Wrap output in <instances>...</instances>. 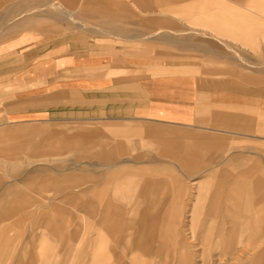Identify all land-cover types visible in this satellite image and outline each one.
<instances>
[{
  "label": "crops",
  "instance_id": "obj_1",
  "mask_svg": "<svg viewBox=\"0 0 264 264\" xmlns=\"http://www.w3.org/2000/svg\"><path fill=\"white\" fill-rule=\"evenodd\" d=\"M6 1L0 0V8L6 3L0 15L12 17V22L19 20L16 27L32 24L40 17L63 19L70 16L75 20V11L68 8L77 4L97 14L102 11L115 16L109 9L112 4L120 3L117 0H14L8 5L13 0ZM35 1L48 7L37 15H32L34 11L27 12L22 15L26 18L20 21L23 17L16 16L13 8L20 7L23 12ZM134 2L142 8L141 13L186 18L208 25L212 32L204 33L206 35L224 32L242 41L248 39L244 21L233 24L232 10L241 18L257 13L251 12V2L246 0ZM150 23L172 26L174 21L155 17ZM38 26L52 30L46 22ZM41 47L25 38L0 45V125L99 118L137 120L151 126L145 134L162 136L179 148L176 149L177 158L184 168L189 167L188 171L192 162L198 160L224 161L222 168L209 169L206 182L198 184H187L177 174L161 175L163 171L155 166L133 169L112 161L99 164L97 176L67 174L56 177L35 168L33 172L42 184L60 183L62 188L66 184L80 187L78 185L87 183L79 191L69 192L67 198H84V208L99 215L91 235L78 228H44L45 233L38 240L49 242L54 251V244L61 243L58 255L64 260L60 264H264V171L258 172L245 163L243 157L224 160L223 156L206 153L217 139L213 137L212 142H204L198 133L195 136L190 131L180 130L195 119L196 89L190 78L176 75L136 79L133 73L121 72L102 57L73 53L71 48L65 47ZM235 75L248 83L246 75ZM45 129L39 126L0 129V141H5L0 152L16 151L10 148L13 144H21V141L29 144L33 141L30 135L39 136ZM144 130L140 124L126 122L123 128H111V133L131 136L132 133L142 134ZM177 136H195L196 140L172 139ZM70 142L73 143V139ZM109 151L105 149L101 159H109ZM207 182L212 185L204 184ZM18 192L21 190L12 183L2 188L0 218L10 214L5 210L18 208L8 202L10 198H18ZM194 195L198 198L201 195L202 202L198 204ZM188 201H192V221L198 220L196 226L181 220ZM197 207L201 208L199 216ZM50 208L49 215L54 220L65 219L60 204L53 202ZM185 231L190 240L185 238ZM8 248V242L0 243V264ZM44 255L43 249L33 254L25 245L15 264H47ZM75 257L77 260L73 262Z\"/></svg>",
  "mask_w": 264,
  "mask_h": 264
},
{
  "label": "rangeland",
  "instance_id": "obj_2",
  "mask_svg": "<svg viewBox=\"0 0 264 264\" xmlns=\"http://www.w3.org/2000/svg\"><path fill=\"white\" fill-rule=\"evenodd\" d=\"M117 1L119 5L112 4L109 9L115 16L102 11L97 14L77 4L68 8L75 11L77 20H72L70 16L63 19L40 17L32 24L20 27H16L19 20L12 22V17L2 18L1 14L0 45L25 38L39 43L42 49L49 46L65 47L71 48L73 53L102 57L105 62L119 67L121 72L133 73L136 79L176 75L188 77L196 89L195 119L191 125L181 127L180 130L190 131L193 135L198 133L204 142L217 139L213 140L216 144H210L206 153L223 156L224 160L243 157V161L254 166L258 172L264 171V24L256 23L257 20H264L261 0H246L251 2V12L257 13H248L244 18L236 17L232 10L233 21L256 20L257 25L251 24L257 29L247 33L246 41L235 39L224 32L206 35L204 33L212 32L208 26L164 13H141L142 8L134 0ZM13 3L14 0L8 5ZM5 5L0 8V13ZM47 7L35 1L24 8L23 12L20 7L13 9L16 16L23 17L27 12L34 11L32 15L43 13ZM155 17L169 18L174 24L167 26L150 23ZM38 20L48 23L52 30L41 29ZM150 34L155 35L148 37ZM235 73L246 75L244 77L248 83L239 80ZM126 122L142 125L144 133H132L131 136L111 133V128H123ZM36 126L46 129L39 136L30 135L33 140L31 143L21 141V144L10 147L16 151L0 152V191L10 183L21 190L18 198L8 199L11 205L18 208L5 210L10 214L0 218V243L5 241L9 244L2 264H15L21 247L25 245L33 254L43 249L47 264H60L64 260L63 256L58 255L61 243L54 244V251L49 242L40 243L38 240L45 233V227L78 228L83 233L89 232V235L94 233L99 215L84 208V198H67L69 192H77L79 188L86 187L87 183L77 184L80 187L66 184L62 188L59 187L60 183L42 184L33 172L35 168L56 177L67 174L97 176V166L112 161L133 169L155 166L163 171L161 175L177 174L187 184H198L206 180L209 169L224 166V161L210 162L202 159L192 162V171H188L189 167L184 168L183 162L177 158L179 153L176 149L179 148L166 142L162 136L145 134L151 126L137 120L99 118L9 123L0 125V129L6 131ZM195 136H177L172 139L191 142L196 140ZM72 139L73 143L70 142ZM4 142L0 141V147H4ZM105 149L110 150L109 159H101ZM204 184L212 185L208 182ZM200 197L193 196L198 199V204L202 202ZM53 202L64 208V220H54L49 215ZM188 202L189 205H186V201L180 215L181 220L190 225L195 223L196 226L198 220L192 221V201ZM196 210L199 216L201 208L197 207ZM185 238L190 240L187 231ZM76 260L77 257L73 262Z\"/></svg>",
  "mask_w": 264,
  "mask_h": 264
},
{
  "label": "bare ground",
  "instance_id": "obj_3",
  "mask_svg": "<svg viewBox=\"0 0 264 264\" xmlns=\"http://www.w3.org/2000/svg\"><path fill=\"white\" fill-rule=\"evenodd\" d=\"M53 3V2H52ZM61 4V3H60ZM260 5H262V6H264V0H261V2H260ZM17 6V5H16ZM203 6V5H202ZM206 6V5H205ZM7 7V6H6ZM209 7V6H208ZM205 8V7H204ZM60 9V8H59ZM56 10V9H55ZM66 11H67V9H65ZM9 12V11H8ZM56 14H58V13H56ZM70 15V14H69ZM75 15V14H74ZM35 19V18H34ZM29 20V19H28ZM81 21V20H80ZM218 21V20H217ZM216 21V22H217ZM237 21H244V24H243V26H244V29H245V32L246 33H251L254 29L256 30L257 29V27L256 28H254V26L251 24V23H254V24H256L257 22V24H259V22L260 21H258L257 20V22L255 23V21H253V20H249V19H245V20H235V21H233V24L235 23V22H237ZM33 23V22H32ZM38 23H40V22H38ZM246 23H250L251 25H248V24H246ZM261 23V22H260ZM263 24H264V21L262 22ZM208 24V23H207ZM256 24V25H257ZM260 25V24H259ZM206 26H208V25H206ZM249 26V27H248ZM264 28V27H263ZM45 29V28H44ZM237 29V28H236ZM241 29L242 28H240V31H241ZM232 30H234V29H232ZM243 30V29H242ZM218 31V30H217ZM234 31H236V30H234ZM264 31V30H263ZM245 32H243V33H245ZM242 33V32H241ZM224 34V33H223ZM236 38V37H235ZM135 235V234H134Z\"/></svg>",
  "mask_w": 264,
  "mask_h": 264
}]
</instances>
